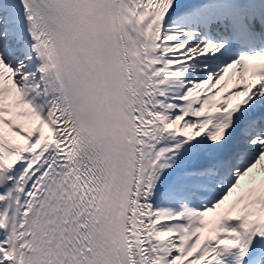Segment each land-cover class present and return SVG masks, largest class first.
Listing matches in <instances>:
<instances>
[{
    "label": "snow or ice",
    "instance_id": "6c2138e0",
    "mask_svg": "<svg viewBox=\"0 0 264 264\" xmlns=\"http://www.w3.org/2000/svg\"><path fill=\"white\" fill-rule=\"evenodd\" d=\"M0 264H264V0H0Z\"/></svg>",
    "mask_w": 264,
    "mask_h": 264
}]
</instances>
